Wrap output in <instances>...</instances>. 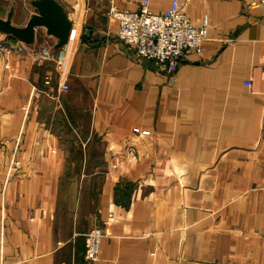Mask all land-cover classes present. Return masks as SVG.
<instances>
[{"label": "crops", "instance_id": "1", "mask_svg": "<svg viewBox=\"0 0 264 264\" xmlns=\"http://www.w3.org/2000/svg\"><path fill=\"white\" fill-rule=\"evenodd\" d=\"M57 1L62 46L0 30V264H264V7L186 0L207 38L169 72L117 37L110 8L142 0Z\"/></svg>", "mask_w": 264, "mask_h": 264}, {"label": "built area", "instance_id": "2", "mask_svg": "<svg viewBox=\"0 0 264 264\" xmlns=\"http://www.w3.org/2000/svg\"><path fill=\"white\" fill-rule=\"evenodd\" d=\"M249 2L264 7V0ZM185 5L186 0H172L168 8L156 12L149 9L148 0H142L138 9L112 6L109 13L118 21L119 39L132 45L140 57L152 59L172 72L185 52L200 51L202 42L207 38L206 20L198 26L194 25L184 10ZM0 48H4L3 45ZM43 82L50 84V76L45 75ZM59 86L63 90L68 88L65 81ZM102 235L99 226H92L86 231L84 257L87 260L98 259Z\"/></svg>", "mask_w": 264, "mask_h": 264}, {"label": "water", "instance_id": "3", "mask_svg": "<svg viewBox=\"0 0 264 264\" xmlns=\"http://www.w3.org/2000/svg\"><path fill=\"white\" fill-rule=\"evenodd\" d=\"M35 12L31 14L24 26L11 24L10 19L0 18V30L14 36L25 43L34 39V27L43 26L46 32L57 38L56 46L66 43L71 21L67 17L63 7L57 0H31Z\"/></svg>", "mask_w": 264, "mask_h": 264}, {"label": "rangeland", "instance_id": "4", "mask_svg": "<svg viewBox=\"0 0 264 264\" xmlns=\"http://www.w3.org/2000/svg\"><path fill=\"white\" fill-rule=\"evenodd\" d=\"M50 78H51V77H50ZM60 83H61V82H60ZM60 83H57V88H58L60 91H62L63 89H61L60 86H59ZM46 85H48V84H46ZM35 89H36V88H35ZM42 90L44 91V89H42ZM63 91H64V90H63Z\"/></svg>", "mask_w": 264, "mask_h": 264}]
</instances>
